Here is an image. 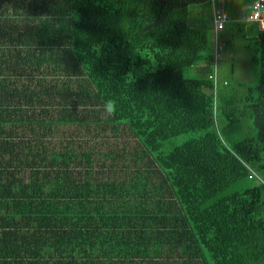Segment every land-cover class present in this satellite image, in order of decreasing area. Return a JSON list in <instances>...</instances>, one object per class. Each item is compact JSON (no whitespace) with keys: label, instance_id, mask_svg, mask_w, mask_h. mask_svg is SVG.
Wrapping results in <instances>:
<instances>
[{"label":"trees","instance_id":"trees-1","mask_svg":"<svg viewBox=\"0 0 264 264\" xmlns=\"http://www.w3.org/2000/svg\"><path fill=\"white\" fill-rule=\"evenodd\" d=\"M250 3L0 0V264H47L48 244L71 256L52 264H110L149 218L191 264H264V29L239 19ZM213 5L228 15L215 92ZM107 125L133 143L102 152ZM151 184L167 211L145 192L115 200Z\"/></svg>","mask_w":264,"mask_h":264},{"label":"rangeland","instance_id":"rangeland-1","mask_svg":"<svg viewBox=\"0 0 264 264\" xmlns=\"http://www.w3.org/2000/svg\"><path fill=\"white\" fill-rule=\"evenodd\" d=\"M221 66V64H220ZM39 75L35 74L34 79H36ZM51 75H47L46 79H50ZM18 79V78H16ZM21 83L26 82V76H21L18 79ZM82 130H84V126H82ZM73 126H63V134L66 136H69L70 132L75 131L73 130ZM61 131H59L60 134ZM102 136L99 137L98 141L100 142V149L102 152H107L110 149H116L118 150V146L122 144L123 141L128 143H133L132 137H130V134L127 130L120 131L121 140L119 138H114L115 136L112 135V130L109 125L103 127V130H101ZM187 138L186 134L179 135L176 137H171L163 141L162 143V149L163 150H169L175 145L180 144L183 140ZM125 139V140H124ZM55 145V148H58L60 146L59 138L52 139L51 140ZM128 151H131V148H126ZM130 156V155H129ZM107 168V166H105ZM140 192H145L147 194V198L149 199L147 203V207L150 209V211L153 212H165L167 211V202L170 201V197L168 192L162 188L158 187L157 185H148V186H140L139 190H136L132 187H130L127 192L115 198L116 201L120 202V207L125 208L129 206H133L134 204L138 203V196ZM157 201H160L159 208L157 209L156 203ZM175 209V207H172ZM146 227L144 238L141 239L139 242H133L132 244L124 245L121 241H117L120 243L119 247L113 246L110 251V255H103L106 257V260L109 261L111 264H191L194 261V257L187 252L183 247H172L170 244H167L164 242L163 237L158 238L156 234L158 233L157 227L155 226V221L152 219H148L146 221ZM163 236V235H162ZM117 240V239H113ZM90 253L94 254L93 256L90 255L92 258L98 260L97 252H100V249L95 248L91 250H87ZM76 255H72L76 258L77 262L84 261V258L86 257V254H83L84 252L77 250L74 251ZM60 255V256H59ZM41 256L47 259V264H52V262L59 257L63 261V263L70 259L69 254L64 255V251L59 254L57 250H55L51 244L46 245L41 250ZM26 264L25 261H23Z\"/></svg>","mask_w":264,"mask_h":264},{"label":"built area","instance_id":"built-area-1","mask_svg":"<svg viewBox=\"0 0 264 264\" xmlns=\"http://www.w3.org/2000/svg\"><path fill=\"white\" fill-rule=\"evenodd\" d=\"M250 6V5H249ZM248 6V8H249ZM257 8L260 7L259 4L256 5ZM213 13V35H212V42H213V58L210 62V65L212 67V72L209 75V78L213 80L215 83L214 88L212 89L213 92H215L216 84L218 81V67H219V61L224 56L223 54V43L219 39V31L223 29L225 23L228 21V15L227 13L221 8L217 7L216 5H213L212 8ZM245 14H242L240 16V20H243L242 17ZM260 13L257 12L251 19L257 20L259 19ZM244 21V20H243ZM259 28L264 29V20H260L259 23H257Z\"/></svg>","mask_w":264,"mask_h":264},{"label":"clouds","instance_id":"clouds-1","mask_svg":"<svg viewBox=\"0 0 264 264\" xmlns=\"http://www.w3.org/2000/svg\"><path fill=\"white\" fill-rule=\"evenodd\" d=\"M259 4L260 7L257 8L256 5ZM259 12L260 16L259 19L253 20L251 17L255 15V13ZM242 19L247 23V24H252V23H259L260 20H264V0H251L250 6L248 10L245 12V15L242 17ZM109 111L111 110V106L109 105Z\"/></svg>","mask_w":264,"mask_h":264}]
</instances>
